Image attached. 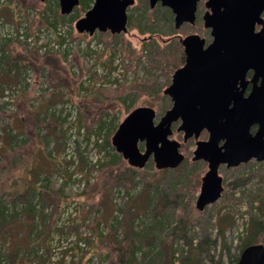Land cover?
Wrapping results in <instances>:
<instances>
[{
  "label": "rangeland",
  "instance_id": "rangeland-1",
  "mask_svg": "<svg viewBox=\"0 0 264 264\" xmlns=\"http://www.w3.org/2000/svg\"><path fill=\"white\" fill-rule=\"evenodd\" d=\"M206 1L200 0L194 25L176 29L169 7L135 0L127 10L131 22L125 33L96 32L94 39L108 48L99 58L103 66L114 65L115 42L121 60L126 59L118 80H109L117 85L95 91L91 99L76 79L81 72L72 71L66 56L58 57L60 70L38 59L32 65L33 51L13 40L10 31L20 27L18 8L36 11L27 19L28 30L35 32L48 23L43 12L61 19L59 2L0 0V264H112L122 256L121 264H184L189 248L182 233L204 249L200 264H237L244 232L253 219L264 221V162L222 165L225 190L204 211L196 202L208 165L193 161L194 139L185 145L183 134L175 132L171 138L183 144L184 162L162 171L151 159L133 181H115L128 162L112 167L108 162L116 151L112 137L130 112L152 107L158 122L172 107L164 90L184 64L181 39L198 34L212 41L204 27ZM93 3L73 13L83 17ZM76 38L93 39L79 33ZM79 49L76 56L71 53V64L80 65L82 73L91 71ZM29 71L32 84L26 80ZM72 102L81 112V130L71 133L64 104Z\"/></svg>",
  "mask_w": 264,
  "mask_h": 264
},
{
  "label": "water",
  "instance_id": "water-1",
  "mask_svg": "<svg viewBox=\"0 0 264 264\" xmlns=\"http://www.w3.org/2000/svg\"><path fill=\"white\" fill-rule=\"evenodd\" d=\"M45 2L47 0H40ZM62 15L71 14L80 0H57ZM169 7L175 28L194 25L200 0H149ZM135 0H94L75 22L80 34H122L128 30V8ZM204 27L212 41L198 34L181 39L186 56L172 83L164 90L172 107L156 122L152 107H138L128 114L112 137V145L128 164L144 169L151 159L159 170L176 169L185 160L181 142L171 138L180 123L184 141L197 139L193 161L208 163L196 208L204 211L225 190L221 165L237 167L252 160L264 162V0H207ZM260 28L258 29V27ZM258 29V30H257ZM252 72L251 79L248 73ZM256 82L245 97L248 81ZM260 81V84L257 82ZM258 126L256 133L252 127ZM207 130V140H199ZM144 144V150L141 146ZM237 264H264V244L245 247Z\"/></svg>",
  "mask_w": 264,
  "mask_h": 264
},
{
  "label": "built area",
  "instance_id": "built-area-1",
  "mask_svg": "<svg viewBox=\"0 0 264 264\" xmlns=\"http://www.w3.org/2000/svg\"><path fill=\"white\" fill-rule=\"evenodd\" d=\"M18 19L20 21V27L17 25H11L10 31L12 32V37L13 40L15 41H20L26 45L27 48H29L32 51H37L40 55L44 56L47 54H55L59 53L62 54L67 61L70 63L72 71L81 77L82 82L85 84L86 89L91 88L94 85V79L93 75H98V78L101 79V81H95V87L96 88H104V87H110L111 85L116 86L117 82H109V80H114L117 81L118 77H120L121 72H123L121 66H123V61L126 59L123 57L121 60L120 56V50H117V46L119 45L117 42L113 43L114 44V52L115 53V59L113 62V66L111 64L110 68H106L105 66L102 65V62L99 60V55L97 58V54L101 53L108 50L106 47V43L102 42L99 39H94L92 37L91 42H87L86 40H79L76 38L77 35V30L75 28V24L68 21V20H62L58 19L56 23H54L53 27L51 26H41L39 27L38 30L35 32H31L28 30L29 22L27 21L28 18L33 17L36 15V11L32 9H20L18 8ZM47 13L43 12L42 15L43 17L46 16L44 15ZM54 20V19H53ZM120 46V45H119ZM79 51L86 56L84 57L85 63L91 67V71L86 72L84 69V73L81 71V66L78 64H71L73 59L75 60V54H77ZM112 46L109 48L111 49ZM76 50V51H75ZM67 54L65 55V53ZM74 53L71 55V53ZM89 53H93L94 56L92 58L88 57ZM119 53V55H117ZM117 55V56H116ZM68 57V58H67ZM76 67V70L74 69ZM112 75V76H111ZM33 74L32 71H29L26 80L30 84L33 83ZM48 84L45 83L43 84L42 88L45 90V87ZM50 90V88H49ZM10 90L7 91L9 93ZM39 92V90H38ZM13 100V97L11 98ZM15 99V98H14ZM11 100V101H12ZM64 114H67L68 118L67 120L70 122V132H75L76 130H81L78 126L79 124V117H80V110L77 106V104H72L71 103H65L64 104ZM97 149H95L96 151ZM96 160V164L99 163V161ZM88 184V183H87ZM85 182L82 183V188L85 187Z\"/></svg>",
  "mask_w": 264,
  "mask_h": 264
},
{
  "label": "trees",
  "instance_id": "trees-1",
  "mask_svg": "<svg viewBox=\"0 0 264 264\" xmlns=\"http://www.w3.org/2000/svg\"><path fill=\"white\" fill-rule=\"evenodd\" d=\"M91 0H87L85 2V4H81V1H80V5L76 8V12H78V9L80 8H89V3H90ZM75 11V10H74ZM73 11V12H74ZM47 13L44 14L46 16H44L43 19H45V21L47 20V25L46 26H51L53 27L54 23H56L58 20V17H56L55 15L49 13L48 11H45ZM71 13L69 15H62L61 12H59V16H61V19L62 20H70L72 23H75L79 18H81L79 15H75V13ZM57 15V16H58ZM54 19V20H53ZM131 22V18L128 19V24H130ZM118 35V34H116ZM112 37H114L115 35H111ZM95 37V36H94ZM183 46V45H182ZM57 54V55H56ZM31 56H33L31 58V64L33 65V63L35 62L34 59H38V60H41V62L43 63L42 65L43 66H47V67H50V69H55V70H60L62 69V61L60 60V58L58 57H64L62 54H59V53H53V54H47V55H44L43 57H40L42 55H40L37 51H33V53L31 54ZM100 60H102L103 58V54H101L99 56ZM182 61L185 62V54L183 53V56H182ZM30 63V62H29ZM109 67H111V64L109 65ZM132 69L129 66H127L125 68V72H129V70ZM86 71V69H85ZM86 72H89V70H87ZM74 74V73H73ZM93 81H94V85L91 87V88H87V90L84 89V87L82 85H80V90L82 91V89L85 90V97H88V96H93L91 97V99H94L95 95L93 94H96L95 91H99V90H103L102 88H96L95 87V81H101L100 78H98V75H93ZM76 79L78 81H81V77L80 76H77ZM121 87H124V86H121ZM81 114V112H80ZM80 118L79 117V121H80ZM112 150H114L113 147H111ZM113 156H111L108 160L109 164L112 166L114 165H117V164H121L123 161L125 162L126 160L123 158V156H121L120 154H118L116 151L113 152L112 154ZM127 162V161H126ZM111 170V173H114ZM166 171L169 170V169H165ZM164 170V171H165ZM140 171L139 169L135 168V167H132V166H127L125 168V170H122V171H118L116 172L117 174V178H115V181H133L138 174H140ZM163 171V170H162ZM8 206V204H7ZM253 219L252 220V225L253 227L250 228V230H246L244 232V236L241 240V243H240V251H239V254L236 255L235 257V263H238L239 259H240V255L243 251V249L249 245H253V244H258V243H261V231L263 230V227H264V221L261 220V219ZM186 223V219L184 220H181L180 221V225L181 224H184ZM179 228V227H178ZM264 231V230H263ZM128 237V235H127ZM183 240H184V243L188 245V252H189V255L185 258L182 259V262L184 264H200V260L198 258V256L203 253L204 249L199 245H194V243L192 242V240L189 238V236L187 234H181L180 236ZM129 239V237H128ZM124 256H122L120 259H118L117 261H112L113 263L112 264H121L123 261H124Z\"/></svg>",
  "mask_w": 264,
  "mask_h": 264
},
{
  "label": "flooded vegetation",
  "instance_id": "flooded-vegetation-1",
  "mask_svg": "<svg viewBox=\"0 0 264 264\" xmlns=\"http://www.w3.org/2000/svg\"><path fill=\"white\" fill-rule=\"evenodd\" d=\"M208 42H207V44H206V46H205V48L208 46ZM184 54H185V52H184ZM185 62H186V56H185ZM185 62H184V64H185ZM183 64V65H184ZM182 65V66H183ZM252 75H253V73L252 72H249L248 73V79H251V77H252ZM248 81V83H247V85L245 86V88H242L240 85H239V87L241 88V91L243 90V94H244V96L245 97H247V96H249L250 95V93L252 92V90H253V88H254V86H255V84H256V82H254L253 80H247ZM257 84H260V81H258L257 82ZM179 122L178 123H175L174 125H173V135L175 134V132H177V133H179V134H183V142L182 143H184L185 145L190 141V140H193L194 139V141H195V144H196V147H197V139H195L194 137L193 138H191V139H189L188 141H184V132H179L178 131V126H179ZM178 125V126H177ZM258 130V126L256 125V126H254V127H252V132L253 133H256V131ZM172 135V136H173ZM201 135L203 136V137H201ZM201 135H200V137H199V140H207L208 139V137H209V132L207 131V130H204L202 133H201ZM201 138V139H200ZM181 143V149H182V147H183V144ZM196 149V148H195ZM207 163V162H206ZM207 165H208V163H207ZM222 166V165H221ZM227 166V165H226ZM208 171V170H207ZM224 184H225V181H224ZM225 187V186H224Z\"/></svg>",
  "mask_w": 264,
  "mask_h": 264
},
{
  "label": "bare ground",
  "instance_id": "bare-ground-1",
  "mask_svg": "<svg viewBox=\"0 0 264 264\" xmlns=\"http://www.w3.org/2000/svg\"><path fill=\"white\" fill-rule=\"evenodd\" d=\"M24 6V5H23ZM25 7V6H24ZM64 117V116H63ZM72 133V132H71ZM66 142V141H65ZM99 152V151H98ZM88 155V154H87ZM99 160V159H98ZM79 169V168H78ZM83 178V177H82ZM139 191V190H138ZM37 199V198H36ZM21 210V209H20ZM1 251V250H0Z\"/></svg>",
  "mask_w": 264,
  "mask_h": 264
}]
</instances>
